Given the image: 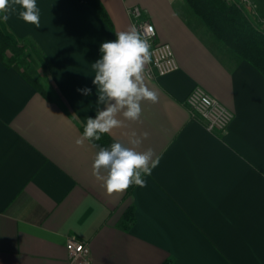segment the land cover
Instances as JSON below:
<instances>
[{
  "label": "crops",
  "instance_id": "obj_1",
  "mask_svg": "<svg viewBox=\"0 0 264 264\" xmlns=\"http://www.w3.org/2000/svg\"><path fill=\"white\" fill-rule=\"evenodd\" d=\"M100 2L109 21L79 0H37L39 28L19 6L4 22L29 41L40 88L0 60V264H71L69 236L89 243V264H264L263 73L185 0ZM133 5L179 67L154 77L145 65L157 102L143 101L138 121L118 115L121 127L107 135L127 146L139 138L137 150L151 148L159 164L144 187L109 194L93 175L101 146L76 141L96 116L92 64L103 42L133 26ZM197 85L234 112L225 133L192 115L186 99Z\"/></svg>",
  "mask_w": 264,
  "mask_h": 264
},
{
  "label": "clouds",
  "instance_id": "obj_2",
  "mask_svg": "<svg viewBox=\"0 0 264 264\" xmlns=\"http://www.w3.org/2000/svg\"><path fill=\"white\" fill-rule=\"evenodd\" d=\"M16 6L20 9V19L40 27L37 0H0V19L7 22L10 13L17 12ZM115 35L114 41L101 44V58L92 64L95 71L93 84L97 86L98 94L96 116L88 117L83 135L76 141L78 145L85 140L99 141L102 134L121 127L122 121L117 118L118 115L127 121H138L142 114V102L156 103L158 100L157 92L144 82L145 65L150 60L149 40L134 25ZM78 91L91 95L89 88ZM142 135L146 139L148 133ZM129 144L131 146L117 141L110 148L101 147L95 155L93 175L103 181L109 194L126 191L132 185L144 187L146 182L143 177L151 175L152 169L159 164V157H155L151 148L137 150L141 144L139 138L131 139Z\"/></svg>",
  "mask_w": 264,
  "mask_h": 264
},
{
  "label": "trees",
  "instance_id": "obj_3",
  "mask_svg": "<svg viewBox=\"0 0 264 264\" xmlns=\"http://www.w3.org/2000/svg\"><path fill=\"white\" fill-rule=\"evenodd\" d=\"M89 5L99 16L108 20L107 12L100 0H79ZM193 12L200 17L211 32L239 56L253 63L264 75V0L257 2L256 10L229 0H185ZM29 41L15 37L0 19V60L21 70L40 88L28 73ZM101 147L110 148L114 143L107 134L96 141ZM134 185L127 190L131 191Z\"/></svg>",
  "mask_w": 264,
  "mask_h": 264
},
{
  "label": "built area",
  "instance_id": "obj_4",
  "mask_svg": "<svg viewBox=\"0 0 264 264\" xmlns=\"http://www.w3.org/2000/svg\"><path fill=\"white\" fill-rule=\"evenodd\" d=\"M239 3L248 5L252 4V1L239 0ZM128 11L132 18V24L149 40L151 45L150 60L146 67L147 74L156 77L178 69L179 64L172 45L157 39L156 27L151 19L144 14L141 6H130ZM260 20L264 23V17ZM149 28L151 31H148ZM186 102L192 115L202 117L207 128L211 131L225 133L234 117V112L229 107L200 85L195 86L190 91ZM66 247L71 264L90 263L91 250L88 242L78 239L76 236H69L66 240Z\"/></svg>",
  "mask_w": 264,
  "mask_h": 264
},
{
  "label": "rangeland",
  "instance_id": "obj_5",
  "mask_svg": "<svg viewBox=\"0 0 264 264\" xmlns=\"http://www.w3.org/2000/svg\"><path fill=\"white\" fill-rule=\"evenodd\" d=\"M30 64H32V63H30ZM33 65H31V67L33 66V69H36L39 66V65H37V62L35 64L33 63Z\"/></svg>",
  "mask_w": 264,
  "mask_h": 264
}]
</instances>
